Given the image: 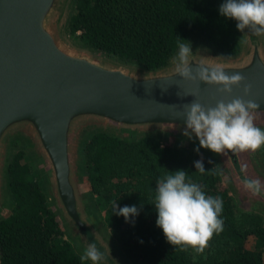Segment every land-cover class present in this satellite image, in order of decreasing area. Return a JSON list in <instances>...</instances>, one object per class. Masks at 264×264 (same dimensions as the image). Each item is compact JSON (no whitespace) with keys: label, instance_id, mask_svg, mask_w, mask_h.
<instances>
[{"label":"trees","instance_id":"obj_1","mask_svg":"<svg viewBox=\"0 0 264 264\" xmlns=\"http://www.w3.org/2000/svg\"><path fill=\"white\" fill-rule=\"evenodd\" d=\"M222 3L224 0H74L66 26L82 44L154 71L176 55L178 38L188 42L199 36L224 56L238 55L241 32L234 19L220 15ZM195 148H177L154 135L91 134L82 147L84 173L95 202L105 208L113 237L123 244L133 264H195L187 251L175 250L178 246L166 241L155 223L157 180L183 170L186 182L197 183L206 196L223 201V231L212 237L222 254L201 264H264L260 218L245 212L237 219L220 173L209 172L217 164ZM20 157L21 153H14L6 169L14 207L0 219V264H92L80 260L47 205L38 175ZM201 159L204 173L194 166ZM114 201L116 212L136 206L138 215L126 222L112 210Z\"/></svg>","mask_w":264,"mask_h":264},{"label":"water","instance_id":"obj_2","mask_svg":"<svg viewBox=\"0 0 264 264\" xmlns=\"http://www.w3.org/2000/svg\"><path fill=\"white\" fill-rule=\"evenodd\" d=\"M63 1L0 0V170L6 137L27 132L48 164L58 204L79 228L84 230L74 152L82 125L184 131L183 105L194 99L205 108L220 100L252 101L258 105L254 119L264 120V52L255 46L235 59L191 51L190 68L244 77L230 94L220 93L219 85L175 75L177 61L154 71L131 70L69 47L55 28ZM244 84L251 86L247 95ZM236 155L240 152L226 154L233 160Z\"/></svg>","mask_w":264,"mask_h":264},{"label":"clouds","instance_id":"obj_3","mask_svg":"<svg viewBox=\"0 0 264 264\" xmlns=\"http://www.w3.org/2000/svg\"><path fill=\"white\" fill-rule=\"evenodd\" d=\"M219 13L226 18L234 19L236 28L240 32L250 30L254 35H264V0H224L219 6ZM178 53L176 56V74L185 81L204 82L206 85H219L217 91L230 94L233 86H240L244 77L240 74L231 76L225 74L223 69L197 66L189 67V56L192 54L189 42L178 38ZM250 85L244 84L245 95ZM179 95V94H178ZM195 97V93H190ZM185 109V126L183 135L189 140L193 135L199 141L194 149L199 153L200 148L208 149L216 154L227 152H256L264 146V129L254 124L255 110L258 105L252 101L241 98L232 99L225 103L220 100L215 107L205 108L196 99L190 104L183 105ZM211 163V161H209ZM197 171L204 173L203 161L194 162ZM246 165L241 171L246 170ZM209 172L219 174V165ZM162 179L157 180L154 196V207L157 213L155 221L166 241L178 246L175 250L186 251L188 248L202 254L208 246L213 234L223 231V220L220 214L223 210V201L220 197L206 196L202 187L197 183L187 181L186 172L177 170ZM244 188L253 195L261 194V181L259 179L242 180ZM112 210L116 212L113 202ZM123 216L127 222L129 217L138 215L136 206H124L116 212ZM104 259L95 243H91L83 251L80 260L99 264Z\"/></svg>","mask_w":264,"mask_h":264},{"label":"rangeland","instance_id":"obj_4","mask_svg":"<svg viewBox=\"0 0 264 264\" xmlns=\"http://www.w3.org/2000/svg\"><path fill=\"white\" fill-rule=\"evenodd\" d=\"M74 7V0H64L55 21L57 35L65 44L79 51H88L90 54L104 59L111 64L131 70H142L140 64L127 62L120 58L102 53L101 51L94 50L82 44L77 38V34L69 33L66 24L69 15L74 12ZM188 42L190 43L191 51H195L199 54L218 56V52L206 45L205 41L201 40L199 36H195ZM240 43L241 50L239 54L231 57V59L239 57L242 52L246 53L254 46L264 52V35L257 36L250 30L245 29L241 32ZM177 53L171 59L169 65L176 62L175 58ZM254 124L257 127L264 129V120H259V118L254 119ZM95 131H106L120 137L154 135L161 137L164 142H170L174 147L182 149L186 147L197 148L199 146V141L194 135L192 139L189 140L182 134V130L174 128L168 130H160L158 128L141 130L137 127L120 129L113 124L105 125L103 123H87L78 129L75 137L74 185L76 187L75 191L80 214L87 225H90L91 230L94 231V234L97 237L92 243H95L97 248L104 253V259L100 261L99 264H133L129 260L123 244L113 237L110 227L105 220V208L103 204L98 205L95 202L96 196L91 192L89 182L84 173L82 147ZM200 150L219 165L221 180L229 190L237 219H241L242 214L245 212L252 213L257 215L260 218V222L264 225V146L254 153L247 151L240 152L239 155L240 161L243 162V166H247L245 175L261 181L260 195H253L250 191L244 188L242 182L239 181L240 177L237 174L236 169L232 166L231 159L225 154H216L204 148H200ZM17 152L21 153V161L26 163L29 168L38 175L36 180L40 183L41 189L45 193L48 207H50L60 220L65 236L70 241L74 251L81 256L83 251L91 243H87L78 227L70 221L58 204V201L55 198L48 164L38 151L33 139L25 131L10 134L6 137L3 144L0 170V219L8 216L14 207L13 197L7 188L6 169L13 154ZM186 251L190 256L191 262L195 264H201L206 259H213L222 254L220 244H218L214 238H211L208 242V246L202 254H197L192 248H188ZM89 262L92 263L91 261Z\"/></svg>","mask_w":264,"mask_h":264},{"label":"flooded vegetation","instance_id":"obj_5","mask_svg":"<svg viewBox=\"0 0 264 264\" xmlns=\"http://www.w3.org/2000/svg\"><path fill=\"white\" fill-rule=\"evenodd\" d=\"M231 161H232V166L236 169V172H237V174H238L239 177H240V178H239V181L242 182V180H243L244 178L253 179V178H251V177L245 175V171H246V170L243 171V172L241 171V168H242V166H243V162L240 161V158H239L238 155H236L235 160L231 159ZM241 163H242V164H241ZM240 164H241V165H240ZM82 221H83V223H84V230L81 229V228H79L76 224H75V225L78 227V229L80 230L81 234L85 237L87 243H88V240H89V243H92V241L95 240V239H97V237H96V235L94 234V231L91 230L90 225H87V223H86L84 220H82Z\"/></svg>","mask_w":264,"mask_h":264}]
</instances>
